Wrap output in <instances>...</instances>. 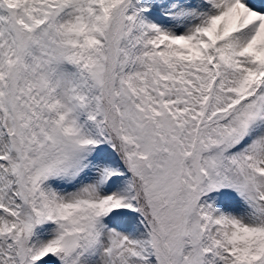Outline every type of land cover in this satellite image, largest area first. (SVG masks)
Returning <instances> with one entry per match:
<instances>
[{"label":"snow or ice","instance_id":"obj_1","mask_svg":"<svg viewBox=\"0 0 264 264\" xmlns=\"http://www.w3.org/2000/svg\"><path fill=\"white\" fill-rule=\"evenodd\" d=\"M0 264H264V0H0Z\"/></svg>","mask_w":264,"mask_h":264}]
</instances>
